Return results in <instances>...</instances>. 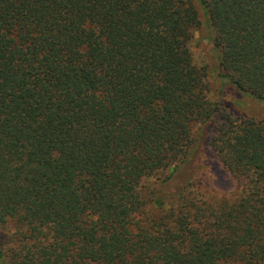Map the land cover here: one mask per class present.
<instances>
[{
	"label": "trees",
	"instance_id": "trees-1",
	"mask_svg": "<svg viewBox=\"0 0 264 264\" xmlns=\"http://www.w3.org/2000/svg\"><path fill=\"white\" fill-rule=\"evenodd\" d=\"M203 27L264 103V0H0V264H264V118ZM206 126L240 194H165Z\"/></svg>",
	"mask_w": 264,
	"mask_h": 264
},
{
	"label": "rangeland",
	"instance_id": "rangeland-1",
	"mask_svg": "<svg viewBox=\"0 0 264 264\" xmlns=\"http://www.w3.org/2000/svg\"><path fill=\"white\" fill-rule=\"evenodd\" d=\"M209 30L204 27L194 33L191 51L194 62L198 67H204L208 74L211 98L218 101L228 113L236 116L264 118V103L252 98H242L237 91L224 84L218 76L216 53L209 40ZM219 122V120H217ZM203 138L199 151L191 163L174 177V181L164 187L167 195L175 194L180 190L182 182L198 184L199 189L208 197L215 199H235L242 190V185L225 170L217 156L209 146L212 126L203 129ZM159 179L150 180L151 184H160ZM159 186V185H158Z\"/></svg>",
	"mask_w": 264,
	"mask_h": 264
}]
</instances>
